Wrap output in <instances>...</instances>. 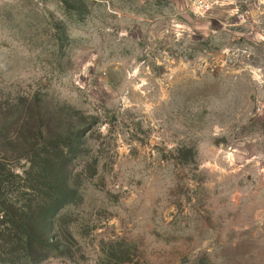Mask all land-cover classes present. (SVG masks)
<instances>
[{
    "label": "rangeland",
    "instance_id": "rangeland-1",
    "mask_svg": "<svg viewBox=\"0 0 264 264\" xmlns=\"http://www.w3.org/2000/svg\"><path fill=\"white\" fill-rule=\"evenodd\" d=\"M9 102L59 130L65 184L0 264H264V0H0Z\"/></svg>",
    "mask_w": 264,
    "mask_h": 264
},
{
    "label": "trees",
    "instance_id": "trees-1",
    "mask_svg": "<svg viewBox=\"0 0 264 264\" xmlns=\"http://www.w3.org/2000/svg\"><path fill=\"white\" fill-rule=\"evenodd\" d=\"M14 106L9 102L7 107L0 108V139L4 132L3 138L7 141L5 147L0 146V235H15L12 239L31 249L40 245L44 236L43 223L49 220L57 196L64 189L62 137L59 130H51L24 106L13 116ZM8 149H11L10 155L14 153L16 159L26 162L24 175L14 174V165H10L11 160L6 158ZM17 176L22 181L20 188L23 193H28L29 198H19V189L13 190L11 183ZM8 208L14 209L15 214L12 215ZM8 225L16 233L8 229Z\"/></svg>",
    "mask_w": 264,
    "mask_h": 264
},
{
    "label": "built area",
    "instance_id": "built-area-1",
    "mask_svg": "<svg viewBox=\"0 0 264 264\" xmlns=\"http://www.w3.org/2000/svg\"><path fill=\"white\" fill-rule=\"evenodd\" d=\"M192 12L196 15H203L210 7V0H186Z\"/></svg>",
    "mask_w": 264,
    "mask_h": 264
}]
</instances>
